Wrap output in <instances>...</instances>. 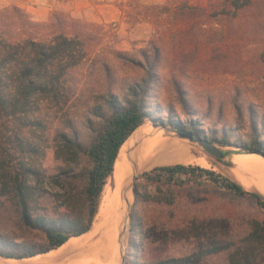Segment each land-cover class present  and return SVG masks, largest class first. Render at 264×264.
Masks as SVG:
<instances>
[{
    "label": "rangeland",
    "instance_id": "rangeland-1",
    "mask_svg": "<svg viewBox=\"0 0 264 264\" xmlns=\"http://www.w3.org/2000/svg\"><path fill=\"white\" fill-rule=\"evenodd\" d=\"M111 1L116 3V16L104 17L103 9L94 6L80 16L59 8L37 20L17 0H0V32L7 42L26 39L21 14L47 23L55 12L66 13L87 25L85 60L69 71L56 91L23 99L13 81L14 65L2 71L0 187L9 190L0 193L3 248L44 249L51 226L79 228L86 223L85 174L91 163L85 154L73 159L62 150L61 136L90 140L91 126L99 122L98 113L108 112V101L124 102L130 87L143 81L149 82L150 113L143 126L151 136L137 140L129 156L137 162L139 146L158 134L186 141L197 149V157L211 162L206 169L264 196L263 156L240 154L220 160L173 132L191 130L225 150L243 153L253 140L264 145V0H242L241 9L231 8L225 0H102L98 5ZM55 31L43 34L51 38ZM171 165L177 164H159L138 173V196L133 193L131 200L122 264H130L134 257L187 256L198 249V236L204 234L230 239L234 246L202 264H233L232 253L241 256L253 247L255 255L246 264H264V245L249 241L253 221L263 218L255 202L213 187L181 188L142 177ZM17 173L29 188L28 208L11 188Z\"/></svg>",
    "mask_w": 264,
    "mask_h": 264
},
{
    "label": "trees",
    "instance_id": "trees-1",
    "mask_svg": "<svg viewBox=\"0 0 264 264\" xmlns=\"http://www.w3.org/2000/svg\"><path fill=\"white\" fill-rule=\"evenodd\" d=\"M241 1L225 0L231 8L236 9L243 7ZM186 6L195 9L188 3ZM167 7L165 5L150 6L149 8L165 9ZM21 21L27 31V34L24 33L26 35L25 40L16 43L7 42L3 38V32H0V81L3 80L4 66L14 65L16 76L13 81L16 91L20 93V96L22 95L23 99H28L31 95L36 94L48 95L58 89L70 70L77 68L84 62L86 51L84 39L87 25H82L81 22L66 13L59 14L58 12H55L47 23L34 22L25 14H21ZM48 29L56 30L51 38L43 34ZM149 73L152 71L149 70ZM145 82L131 86L129 97L124 102H120L117 98L108 101V112L98 113L99 122L91 126L92 136L90 140L80 142L75 135L61 136L60 148L62 150L66 149L73 159L85 154L91 163L85 174L86 223L79 228L51 226L46 230L48 245L44 249L27 250L20 246H9L8 248L0 246V258L21 260L45 254L62 247L71 238L81 236L92 229L105 188L108 181L114 176L116 161L122 147L135 130L150 118L146 104L149 82L146 84ZM226 141L223 140V142ZM246 146L250 150L264 152V145L258 140H253ZM142 177L154 183L181 188L186 186L213 187L253 200L262 211L263 218L253 221V231L249 235V241L251 244L257 241L262 246L264 245V196L261 193L247 190L239 182L223 177L213 170L193 165L161 166L150 172H145ZM11 188L23 206L28 208L29 188L22 180L21 173H17L13 177ZM3 191L9 190L5 186L4 188L0 187V193ZM135 194L138 196L137 186L135 187ZM73 224L76 225V222ZM132 231L134 235L138 233L135 224ZM198 238L200 243L198 249L187 256L154 260H137V257H134L130 264H202L207 257L231 251L234 246V242L230 239L214 238L208 234H204L202 237L199 235ZM256 250V247L250 251L244 250L241 256L239 253L237 255L232 253L233 264L251 263Z\"/></svg>",
    "mask_w": 264,
    "mask_h": 264
},
{
    "label": "bare ground",
    "instance_id": "bare-ground-1",
    "mask_svg": "<svg viewBox=\"0 0 264 264\" xmlns=\"http://www.w3.org/2000/svg\"><path fill=\"white\" fill-rule=\"evenodd\" d=\"M150 134V129L142 126L125 142L116 161L114 177L105 188L95 222L88 233L73 237L62 247L44 256L38 255L21 261L8 259L6 263L0 260V264H120L126 243L125 225L128 222L133 197V192L130 191L129 204L122 209L120 189L125 175L130 170L128 162L130 150L137 140H142ZM139 147H141L137 158L139 171L159 164H197L204 168L211 167L207 157H197L194 154L197 149L188 142L168 138L162 134L148 138ZM156 153L159 154L158 158L154 156ZM260 174L264 184V170L260 171ZM250 186L247 185L248 188H251ZM261 192L264 193V186Z\"/></svg>",
    "mask_w": 264,
    "mask_h": 264
},
{
    "label": "water",
    "instance_id": "water-1",
    "mask_svg": "<svg viewBox=\"0 0 264 264\" xmlns=\"http://www.w3.org/2000/svg\"><path fill=\"white\" fill-rule=\"evenodd\" d=\"M143 125H141L140 127H142ZM137 129L135 130V132L137 131ZM173 132L177 134L180 138L189 139L193 142H197L200 146L203 147V149L208 154L220 160L226 159L227 157L231 155H240V154H259L264 157V152L255 151V150H248L247 152L245 151L244 153L241 151L225 150L219 147L215 142L209 139L202 138L197 132H194L191 130L179 128V129H174ZM134 133L131 136H133ZM135 144L136 143H134V145ZM134 145L132 149L134 148ZM128 162L130 164V170L125 175L124 180L121 185V189H120V199H121L122 209L125 208V206L129 204V200H128L129 192L132 191L133 193H135L136 181L138 179V173H139L138 164L132 156H129ZM130 220H131V208L128 213V222L125 225L126 229L128 228V224ZM125 232H124V235H125ZM124 260H125V252L123 248L122 260L120 264H122Z\"/></svg>",
    "mask_w": 264,
    "mask_h": 264
},
{
    "label": "crops",
    "instance_id": "crops-1",
    "mask_svg": "<svg viewBox=\"0 0 264 264\" xmlns=\"http://www.w3.org/2000/svg\"><path fill=\"white\" fill-rule=\"evenodd\" d=\"M102 0H69L68 3L62 0H17V5L25 11L29 12L37 20L46 19L49 14L55 9H65L71 11L74 15L80 16L87 12H91L94 6L101 8L104 11V17H107L106 13H110L116 16L117 6L116 3L100 4L98 2Z\"/></svg>",
    "mask_w": 264,
    "mask_h": 264
}]
</instances>
